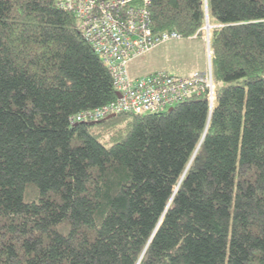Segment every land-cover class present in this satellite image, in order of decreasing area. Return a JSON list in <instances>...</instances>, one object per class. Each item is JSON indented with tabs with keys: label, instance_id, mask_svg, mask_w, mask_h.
<instances>
[{
	"label": "trees",
	"instance_id": "1",
	"mask_svg": "<svg viewBox=\"0 0 264 264\" xmlns=\"http://www.w3.org/2000/svg\"><path fill=\"white\" fill-rule=\"evenodd\" d=\"M149 10L212 23L215 106L72 124L117 99L110 70L57 0H0V264H264V0Z\"/></svg>",
	"mask_w": 264,
	"mask_h": 264
},
{
	"label": "built area",
	"instance_id": "2",
	"mask_svg": "<svg viewBox=\"0 0 264 264\" xmlns=\"http://www.w3.org/2000/svg\"><path fill=\"white\" fill-rule=\"evenodd\" d=\"M152 0H57L74 12L83 36L110 70L120 96L102 106L70 117L72 124L98 120L119 112L161 113L169 105L192 94L206 93L211 104L216 99L210 32L207 34L208 64L203 72L175 75L165 70L133 77L129 63L167 40L181 38L176 31L154 32L149 4Z\"/></svg>",
	"mask_w": 264,
	"mask_h": 264
},
{
	"label": "rangeland",
	"instance_id": "3",
	"mask_svg": "<svg viewBox=\"0 0 264 264\" xmlns=\"http://www.w3.org/2000/svg\"><path fill=\"white\" fill-rule=\"evenodd\" d=\"M206 24L200 37L173 38L167 40L152 50L145 52L129 63V71L133 77L150 74L156 70L171 68L175 74L184 75L195 70L205 69L208 64L207 34L211 33L212 23ZM205 65V66H203ZM203 66V68H198ZM25 198L29 199L26 192Z\"/></svg>",
	"mask_w": 264,
	"mask_h": 264
},
{
	"label": "bare ground",
	"instance_id": "4",
	"mask_svg": "<svg viewBox=\"0 0 264 264\" xmlns=\"http://www.w3.org/2000/svg\"><path fill=\"white\" fill-rule=\"evenodd\" d=\"M208 27V26H207ZM211 29V28H210ZM163 43V42H162ZM92 45V44H91ZM92 47H93V45H92ZM93 49H94V47H93ZM94 51H95V49H94ZM206 68H207V66H206ZM206 68L204 69V70H201V71H195V72H203V71H205L206 70ZM195 72H193V73H195ZM193 73H191V74H189V75H192ZM196 94V93H195ZM195 94H192V95H195ZM192 95H190V96H192ZM119 96V95H118ZM208 99V98H207ZM208 104H209V106L210 107H214L215 106V103L214 104H211L210 103V101H209V99H208ZM173 108L174 107V105H169L167 108H166V110L165 111H167V110H170V108Z\"/></svg>",
	"mask_w": 264,
	"mask_h": 264
},
{
	"label": "crops",
	"instance_id": "5",
	"mask_svg": "<svg viewBox=\"0 0 264 264\" xmlns=\"http://www.w3.org/2000/svg\"><path fill=\"white\" fill-rule=\"evenodd\" d=\"M203 66H205V65H203ZM203 66H199L198 68H203ZM164 68H166V69L169 70L170 72H173V74L176 73V72L174 73V71H173L171 68H169V67H164ZM195 69H196V68L193 69V70H194L193 72L203 70V69H200V70H195ZM193 72L190 71V72H188L187 74H184V75H189V74H191V73H193ZM175 75H178V74H175Z\"/></svg>",
	"mask_w": 264,
	"mask_h": 264
},
{
	"label": "water",
	"instance_id": "6",
	"mask_svg": "<svg viewBox=\"0 0 264 264\" xmlns=\"http://www.w3.org/2000/svg\"><path fill=\"white\" fill-rule=\"evenodd\" d=\"M207 25H208V27H209V21H207ZM118 95L120 96V93L118 92ZM172 109V107L170 108V110ZM113 115H115L114 113H112V114H110V115H108L107 117H111V116H113Z\"/></svg>",
	"mask_w": 264,
	"mask_h": 264
}]
</instances>
